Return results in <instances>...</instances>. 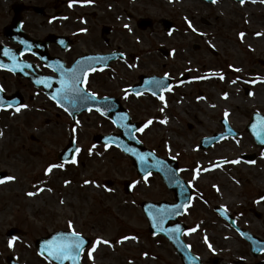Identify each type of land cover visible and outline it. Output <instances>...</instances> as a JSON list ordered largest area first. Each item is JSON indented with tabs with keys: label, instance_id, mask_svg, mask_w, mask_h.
Wrapping results in <instances>:
<instances>
[{
	"label": "rangeland",
	"instance_id": "rangeland-1",
	"mask_svg": "<svg viewBox=\"0 0 264 264\" xmlns=\"http://www.w3.org/2000/svg\"><path fill=\"white\" fill-rule=\"evenodd\" d=\"M132 2L136 17L149 16L157 22L153 30L141 31L136 24L131 30L133 41L138 42L135 46L134 81H138L141 74L160 76L175 70L176 77V74L190 69L194 81L199 82L197 93L194 94L196 102L190 113L176 119H171L168 113L160 115V104L156 105L150 98H140L142 103L138 104L137 116L143 115L144 105L149 106L151 111V116L145 117L146 124L151 121L146 127V140L154 149L168 154H181L188 160L190 155L196 154L197 157L206 154L214 159L222 157L215 148L211 156L208 152L197 153L193 145L198 142L199 136L216 129L215 120L219 113H233L236 125H240L236 120L245 112L243 106L249 107L244 104L243 99L249 98L243 94L240 84L252 75L254 69L255 73L258 71L264 75V69L258 65V59H264L262 49L241 50L230 47V50L213 54L208 47L216 46V43H206L198 35L212 31L211 27L200 24L201 27H198L202 30H197L196 34H192V39L186 40L187 50L179 49L176 55L165 59L157 50L160 44L174 49L184 44V40L178 38L177 34L167 37L158 21L162 17L175 18L180 8L196 7L198 18L214 15L218 8L238 11L248 18L254 13V8L250 4L236 8L231 0H220L219 6H207L200 0L193 3L192 0H185L182 7L177 0ZM252 42L255 47L264 48V37ZM193 43L201 44L202 47L195 49ZM201 81L223 82H217L216 86L213 84L211 87ZM229 81H233V84ZM201 91L203 96H200ZM48 119L45 116H30L28 122H25L22 116L11 117V122L20 120L29 126L27 134L21 136H17L19 129L15 127L5 130L3 125L7 127L10 121L4 117L0 119V170L14 177L13 180L0 183V264H8L9 256L15 257L21 264H49L38 254L35 241L51 231L66 227L92 237L93 243L97 238L109 241L108 244L96 245L91 259L88 255L91 248L88 250V264H165L164 260L168 264H175V256L168 242L148 231L144 215L139 208L131 206L124 192L122 181L136 176L129 159L118 149L105 148L93 141L98 133L115 130L111 121L93 113L85 114L77 121L63 118L60 123L50 125ZM190 123L195 124L194 129L187 127ZM32 133L37 136V140L30 138ZM71 135L79 143L80 151L75 162L61 163L57 153L69 142ZM243 142L244 146L237 147ZM226 143L230 148L222 150L230 160L217 168L214 166L215 160H204L198 164L199 172L207 174L203 178L205 181L218 180L222 185L220 194L229 198L227 207L236 214L239 221L242 219V226L264 237V199H261L264 192L259 190L260 183L247 187L254 182L258 173H262L259 168L244 166L245 163L239 159L241 152L255 150L254 141L245 135L229 139ZM237 160L238 163H232ZM53 164H63V167L47 172L46 169ZM237 179L242 184L232 182ZM227 185L229 189L223 190ZM67 196L68 201L65 200ZM223 198L219 196L218 201ZM250 209L258 210L262 214L261 219L252 214ZM12 228L20 229L21 233L8 237L7 231ZM193 229L195 231L190 229L186 236L211 250L224 248L223 252L218 251L217 254L233 257L244 254L247 259L252 256L241 235L227 223L215 222ZM212 238L217 246L209 241ZM9 241L12 242L11 247ZM98 251H101L99 256L96 255ZM203 254L209 255L208 252Z\"/></svg>",
	"mask_w": 264,
	"mask_h": 264
},
{
	"label": "flooded vegetation",
	"instance_id": "flooded-vegetation-1",
	"mask_svg": "<svg viewBox=\"0 0 264 264\" xmlns=\"http://www.w3.org/2000/svg\"><path fill=\"white\" fill-rule=\"evenodd\" d=\"M195 1L192 0V3ZM200 1L207 6L220 5V0H215V3L212 0ZM231 1L236 8L250 4L255 11L247 18L238 11L231 12L228 9L218 8L214 15L198 18L197 8L188 7L180 8L175 18L162 17L159 19L158 23L166 36L177 34L178 38H183L184 44L171 49L162 43L157 49L158 52L162 47L166 54L159 53L163 58L169 59L176 55L179 49L187 50V38L192 39V34H196L197 30H202L199 27H201L200 24H203L206 27H211L212 31L198 35L206 43L212 41L216 43V46L208 47L213 54L217 55L221 50H230V47L241 50H250L249 48L258 50L260 48L264 54V48L255 47L252 42L257 38L261 40L264 37V0H244L243 3L240 0ZM177 2L182 7L185 0H177ZM138 18L134 14L132 0H91V2H84V0H0V65H2L0 66V88L3 89L0 91V100L5 102V106L3 105L0 109V119L4 117L10 121L11 117L22 116L23 120L28 122L30 116H45L49 118L47 122L50 125L51 123H60L63 118L77 121L79 117L88 113L101 116L98 111L90 110L79 114L77 119L73 120L65 109L49 97V81L60 79L70 82L72 69H77L79 76L80 70H84L82 81L85 80V72L88 71L85 90L99 98L110 97L118 100L129 111L132 120L137 121L139 127L144 129L137 131V137L147 147L153 148L146 140L148 130L145 127V117L151 116L150 107L144 105L142 107L143 115L137 116L138 104L142 103L140 98L143 96L150 98L156 105L160 104V115L168 113L171 119L172 117L176 119L182 114L190 113L193 103L196 102L194 94L197 93L199 82L194 81V74L190 69L183 71L182 74H180L181 72L176 74V77L175 70H170V72L162 74V76L171 78L163 92L155 96L149 90L142 95L128 92V88L138 82L133 78L135 46L138 42H134L131 36V30L134 29V24H137ZM163 20L169 21L167 25L172 26L171 31H167ZM189 22L191 27H189ZM156 23L155 21L154 25ZM153 29L154 27L151 30ZM205 42H203L204 45ZM201 47V44L193 43V48L200 49ZM258 65L264 69V59L259 58ZM58 66L64 69L63 78H58V73L54 70V67ZM89 69H95V71ZM253 71L252 75L243 79L245 81H241L240 84L243 94L249 98L243 99L244 104L249 107L243 106L245 112L236 120L240 125H236V116L233 113L227 116L225 113H219L215 120L216 129L207 131L202 137L199 136L200 139L193 145L197 153L208 152L211 156L213 155L212 150L215 148L216 150H214L222 157L214 159L206 154L199 157L196 154L190 155L188 160L181 154H168L154 149L163 167L161 172H151L145 176L137 173L132 160L128 158L136 175L126 179L130 189L128 199L131 206L139 208L143 215L145 203L157 204L161 209L174 208L181 202L187 203L188 201L189 203L185 211L175 218H166L165 214L162 216L164 224L172 228L180 225L185 230L183 241L190 251L186 254V258H188L186 263L181 254L169 243L166 236L159 234L165 242L168 241L169 249L175 256V264H195L197 259L194 261L193 255H196V258L199 257L200 264H264V252L252 253L249 243L244 238L252 255L250 259H247L244 254L234 257L217 254L218 251L223 252L224 248L216 247L215 250H211L193 242L186 236L189 230L196 226L214 224L215 222L227 223L234 229L242 227V219L239 221L236 214L227 207L229 198L220 194L221 183L212 179L205 181L203 178L207 174L199 172L198 164L204 160H215L216 168L225 165L230 160V157L225 156L224 152L230 148L226 143L227 140L248 135L254 141L255 150L241 152L239 159L248 168L252 166L260 169L262 174L258 173L254 182H251L247 187L260 183L259 190L264 192L262 189L264 186V142H262L264 137L257 133L253 134L255 129L264 128V75L258 71L255 73V69ZM183 78L187 81H181ZM163 82L166 83V81ZM201 82H206L213 87V84L216 86L217 82L223 81ZM229 82L233 84V81ZM53 85L57 86V83ZM160 95L164 96L163 101L159 99ZM203 95L204 93L201 91L200 96ZM9 103L11 107H8ZM21 105H27V107H21L17 112L16 108ZM26 126L20 120L14 123L10 121L7 127L3 125L7 131L12 127L19 129L17 136L27 134L29 126ZM187 127L194 129L195 124H187ZM30 138L38 139L34 133L30 134ZM240 145L244 146L245 143H240L237 147ZM148 160H152V158H148ZM166 161H169L172 166L166 167ZM250 161H254V163ZM175 169L178 171L177 174L173 171ZM178 176L182 182L177 180ZM124 182L125 180L122 181V185ZM232 182L238 185L240 180H232ZM240 183L242 184V181ZM228 189L227 185L223 190ZM219 196H224V198L218 201ZM250 211L258 219H261L262 214L258 210L250 209ZM225 214L230 217L233 223ZM144 217L147 221V217L145 215ZM65 229L72 230L68 227ZM260 239L264 240V237L261 236ZM91 241L92 245V238ZM209 241L217 246L213 238ZM91 245L82 252L81 264L89 263L87 252ZM205 252H208L209 255L204 256ZM167 262V260L163 261L165 264H168ZM49 264L53 263L49 262Z\"/></svg>",
	"mask_w": 264,
	"mask_h": 264
},
{
	"label": "water",
	"instance_id": "water-1",
	"mask_svg": "<svg viewBox=\"0 0 264 264\" xmlns=\"http://www.w3.org/2000/svg\"><path fill=\"white\" fill-rule=\"evenodd\" d=\"M164 25L167 29H170L167 25L169 21L163 20ZM153 21L150 18H141L138 22V25L142 29H146L150 26H152ZM162 52L163 49H161ZM52 63V61H51ZM54 69L58 72V78L64 77V69L61 66L54 67ZM80 70V68H79ZM81 74V80L83 79L84 70H80ZM184 80V78L182 79ZM60 79L53 81H49L50 86L53 85L52 83H57V87H53L51 90H49V95L54 98L59 105H61L63 108H65L73 118H76V115L78 113H81L84 110L89 109H96L102 114H104L106 117L110 118L117 128L120 130V133H110V134H98L94 137L95 141L98 143H103L105 145H115L119 147L125 154L130 156L133 159L134 165L137 168V171L140 174H147L150 171H156L161 172V168L163 165L161 164L159 158L155 156V154L147 149L136 137V131L139 128L137 123H134L131 121L130 116L128 112L122 107V105L119 102H116V100L112 98H103L99 99L93 95H89L85 92L83 84L84 81L78 86L81 91L79 92H68L67 93V99H64L63 96L65 95L62 92H59L61 89ZM140 83L129 89L130 92H134L136 94H141L145 90H150L151 92H155L156 94H159L161 92V88H165L169 85L170 79L163 77H147V76H141ZM163 81H166L164 83ZM156 82H159V85H157ZM1 108V107H0ZM258 134H262V137H264V128L257 131ZM77 149V145L75 143L74 139H71L69 144L60 152L59 158L63 161H70L73 158H75L77 152L75 151ZM143 157V159H141ZM152 157L153 161H148V158ZM172 166V164L169 161L165 162V166ZM176 174L178 173L177 169L173 170ZM170 172V169L168 170V173ZM6 173L0 172V178H5ZM178 180V179H177ZM176 188V187H175ZM180 207H166V208H159L158 205H154V208H151V206L145 204L144 209L145 212L149 218L150 221V229L153 233H164L168 236L174 247L179 250V252L185 256L187 252L189 251L187 246L182 242L181 240V234L183 232V229L179 227V232L176 231V228H170V226L167 225V227H160V220H159V213L165 212L166 214L172 212L173 216H177L181 212H183L186 205L179 204ZM168 216V215H166ZM17 229H12L8 232V235H13L17 232ZM244 236H246L250 242L253 252H257L259 249H264V242L257 239L255 236L249 234L247 231H241ZM71 232L67 231H57L54 233H51L48 237H43L41 239H38L36 241V246L38 249V252L47 258L48 260L52 262H56L58 264H81L80 263V255L81 252L78 255V258L74 260L65 259L62 261H56L52 257L48 256V246L49 244L56 242L59 243L62 241V239L66 236H70ZM86 241L85 246L88 245V241L86 238H84ZM84 246V247H85ZM8 263L9 264H19L17 261L14 260L13 257H8Z\"/></svg>",
	"mask_w": 264,
	"mask_h": 264
},
{
	"label": "snow or ice",
	"instance_id": "snow-or-ice-1",
	"mask_svg": "<svg viewBox=\"0 0 264 264\" xmlns=\"http://www.w3.org/2000/svg\"><path fill=\"white\" fill-rule=\"evenodd\" d=\"M84 2H91V0H84ZM213 3H215V0H212ZM241 3L244 2V0H240ZM70 6H71V3H70ZM125 27H128L127 25H125ZM189 27H191V23L189 22ZM195 30V29H193ZM241 36H243V34H241ZM2 66V65H0ZM90 71H95V69H89ZM77 69H72L71 70V75H70V82L69 81H65V80H62L61 81V89L59 90V92H62L64 93L65 95L63 96L64 99H67V93L68 92H79L81 91V89L78 87L81 83H82V80H81V77L77 74ZM86 75L87 73L85 72V80L84 82L86 83ZM167 75V74H166ZM221 79H223V76L220 77ZM158 86L159 85V82H156ZM163 87L161 88V91H163ZM0 91H3L2 88H0ZM154 96L156 95L155 92L152 93ZM227 94H225V97H226ZM94 96V94H93ZM55 98V97H54ZM159 99L160 100H164V96L163 95H160L159 96ZM5 104V102L3 100H0V107H2L3 105ZM8 107H11V104L9 103L8 104ZM21 107H27V105H21L20 107H17L16 108V111L19 112L20 111V108ZM228 113L225 112V116H227ZM166 122V121H164ZM151 121H148L147 124H150ZM147 124L145 125V127H147ZM255 128V126H253ZM138 131H143L144 129L143 128H140V129H137ZM264 142V141H262ZM76 152H79L80 149L77 148L75 150ZM91 154V153H90ZM141 159H143V157H141ZM73 162H75V160L73 159ZM239 161H232V163H238ZM252 163H254V161H250ZM56 167H63V164H60V165H56V164H53V165H50L46 171L47 172H51L53 168H56ZM14 177L12 176H7L5 178H0V183H3L5 182V180H13ZM67 183V182H66ZM85 183H89V181H85ZM28 195H33V193H28ZM261 199H264V197H261ZM177 208L180 207V205H177L176 206ZM69 227H71V224L69 225ZM176 231L179 232V227L176 228ZM192 231H195V229H192ZM123 239H128V237H124ZM134 239V238H133ZM100 243H104V244H108L109 241H101L99 238H97V240L92 244V247L91 249L89 250V258L91 259L92 258V251L95 250V247L96 245L100 244ZM86 244V241L84 239L83 236H81L79 233L73 231L71 233L70 236H66L62 239L61 242L59 243H56V242H53L51 244H49L48 246V256L49 257H52L54 260L56 261H62V260H65V259H70V260H76L78 258V255L81 251H83L84 249V246ZM9 246L11 247L12 246V242L9 241Z\"/></svg>",
	"mask_w": 264,
	"mask_h": 264
},
{
	"label": "bare ground",
	"instance_id": "bare-ground-1",
	"mask_svg": "<svg viewBox=\"0 0 264 264\" xmlns=\"http://www.w3.org/2000/svg\"><path fill=\"white\" fill-rule=\"evenodd\" d=\"M227 199H228V198H227ZM65 200L68 201V196L66 197ZM66 201H65V202H66ZM100 254H101V251H98L96 255L99 256Z\"/></svg>",
	"mask_w": 264,
	"mask_h": 264
}]
</instances>
